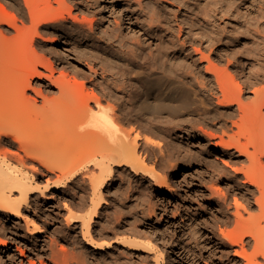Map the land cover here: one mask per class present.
Returning <instances> with one entry per match:
<instances>
[{"label": "bare ground", "instance_id": "obj_1", "mask_svg": "<svg viewBox=\"0 0 264 264\" xmlns=\"http://www.w3.org/2000/svg\"><path fill=\"white\" fill-rule=\"evenodd\" d=\"M23 1L30 13V24L19 19L23 22L20 24L17 16L0 3V215L22 219L31 233L38 232L43 226L30 213L37 215L43 211L36 191L46 194L44 189H66L69 183L88 180L91 191L89 195H83L81 191V202L75 199L79 194L76 188L75 193L66 190L69 202L64 203L68 211L64 218L68 225L80 223L82 237L93 250L110 249L113 243H118L127 245L134 254L139 251L143 261L147 257L142 252L150 251L156 264H161L166 253L149 230L151 227L142 230L144 233L126 231L131 234L120 238L121 235L116 234L117 239L106 240L102 237L107 235L94 233L93 224L106 205L103 188L113 180L116 168L126 167L136 174H144L156 185L164 187L166 193L171 190L169 175L149 167L144 154L157 152L155 148L158 149L161 142H156L153 135L165 124L167 132L178 129L181 133L208 138L210 147L229 159H232V149L238 152L237 157L246 158L241 160V166L233 167L236 173L245 175L246 183L255 187L251 191L254 201L247 199V203H243L239 197H234L236 228L224 233L223 230L221 234L232 245L240 247L234 249L236 262L244 259L245 264H264L259 260L260 255L264 257V64H257L251 56L256 53L254 47L257 44L251 36H261L264 29L262 26L251 27L252 21L245 17L247 8H243V3L238 0H108L106 9H112L115 23L97 30V24L88 16L93 14L88 7L81 8L83 18H80L77 13L73 14V5L68 0H58L64 8L57 12L52 9L50 0ZM101 5L98 6L100 9L103 8ZM260 14L264 19V8ZM69 17L73 21L71 27L67 22ZM221 20L235 25L237 34L230 42L245 53L243 58L229 52V42H225L218 27ZM127 21L128 28L134 32L131 37L122 32ZM262 24L264 26V22ZM1 25L9 26V38ZM47 27H58L85 40L82 46L86 50L82 48L84 54L80 57L86 60L88 72L79 68L70 74V68L64 65L62 72L56 74L58 68L54 60L38 51L37 38ZM4 37L6 40L2 41ZM61 59L66 63L64 57ZM203 62L204 70L200 66ZM222 62L226 65H221ZM237 63L239 70L231 71ZM135 66L141 71L134 76ZM246 66L250 68L249 75L245 72ZM254 67H257L256 74L252 73ZM168 71H174L178 76L168 77ZM201 72L211 78L203 80ZM36 77L39 86L34 85ZM250 90L253 96L247 97ZM30 91L34 94H29ZM185 116L189 118L181 122ZM198 121L205 125H196ZM178 137L182 134L178 133ZM171 149L167 153L172 158L177 148ZM159 153L165 154V151ZM223 161L226 165L231 164L228 159ZM30 163H37L48 172H57L58 178L54 183L46 179V185L41 186L34 177L41 169ZM80 175L81 180L78 179ZM225 197L226 194L221 192L220 199ZM75 200L80 204L74 203ZM255 206L257 211L254 212ZM227 218L230 221V216ZM3 224L0 219V230L5 232L7 228ZM131 227L136 225L132 223ZM61 231L65 234L63 229ZM247 237L254 240L251 251L245 245ZM49 239L55 243L50 240L48 243L57 246V240ZM0 246L3 250L9 246L1 235ZM56 246L52 247L54 251ZM60 249L50 252L57 264H92L89 253L87 256L80 254L83 250L79 248V251L75 248L77 252L73 251L72 255L64 246ZM19 250L25 257L24 249ZM29 257L32 258H25L29 260ZM32 261L29 260L30 264H34Z\"/></svg>", "mask_w": 264, "mask_h": 264}, {"label": "rangeland", "instance_id": "obj_2", "mask_svg": "<svg viewBox=\"0 0 264 264\" xmlns=\"http://www.w3.org/2000/svg\"><path fill=\"white\" fill-rule=\"evenodd\" d=\"M50 1H52L50 2V4H52V9L56 10V12L60 11V8H62L61 10H63L64 7L58 2V0H50ZM103 1L104 0H79L77 2L75 0H72V1L68 0V2L69 3L71 2L70 4L73 5V14L77 13L76 16L78 15L80 18L81 17L83 18L81 8L88 7L92 9L93 14L89 13L88 16L90 19H93L95 23L98 25V26L96 25L97 30H100L99 28L100 27L102 28L103 26H105L106 28L107 26L111 25L112 27L115 23L114 19L116 17L115 15L113 16L112 9L111 11L108 8L106 9V4L108 3V0L105 2ZM238 1L240 3H243L244 9L247 8L245 17L246 18L248 17L249 19H251L252 21L250 24L251 27L254 29H257L259 26H262L264 29V26L262 24V22H264V19L260 18V15H261L260 11L263 10L264 8V0H238ZM0 3L3 4L5 7H7V9L11 11L12 14H15L18 20L19 19L23 20V22L27 21V23L30 24L29 23L31 22L30 13H29L28 8L24 6L25 3L23 0H18V1L17 0L16 1L15 0H0ZM100 3H102L101 6L103 7L101 9L100 7H98ZM76 5H77V8H76ZM101 17H102V20H101ZM253 17L255 18L253 19ZM20 20H19V23L22 24L23 22H21ZM67 22L70 27L73 25V21L71 20L70 17L68 18ZM218 27L220 28V30L223 32L225 36V42L226 41L229 42V46H230L228 47L229 52L236 55L237 57L243 58L245 56V53H242L241 50L234 48V46L230 42V41H233L234 37L237 34V32L234 30L235 25L232 22H229V21L225 22L221 20L219 22ZM8 28H9L8 25H1V29L4 30L5 34L7 32L6 34L7 37L8 35L10 36ZM47 29L42 30L43 37L41 36L37 38L38 51L39 52L41 51L40 53L44 52L45 54L43 53V55L44 56L47 55L46 57L50 59L51 61L54 60L53 63L56 69L58 68L56 71V74L57 75L60 74V72H62V70L65 68L66 65L67 67L70 68L68 69L69 72H71L70 74H73V71L79 68H80L79 70L83 69L84 70L83 72H88L89 68L86 64V60L82 56L80 57V55L84 54L83 49L86 50V48L82 46L83 44H85V40L83 41L82 37H79V39H77L78 37H73L71 36V33L62 31L58 27L57 28L47 27ZM122 32L123 34L125 33V35L128 34L127 36L129 37L133 35L134 32L131 30V28H128V21L124 24V27L122 28ZM252 37L255 41H257V44H255V47H254L255 48L254 51L256 53H252L251 56L257 60V64L260 62H263L260 64L262 65L264 64V34H261V36H258V37L251 36V38ZM5 38L6 37H4L2 41H5L6 40ZM80 48L81 49L83 48V49L81 50ZM220 48L223 50L225 49V46H221ZM56 55H58L59 57ZM48 56L51 58H49ZM63 57L65 58V61L67 60L66 63L61 61L62 60L61 58ZM196 57L197 56H195V58ZM204 65H205V62L201 63L200 65L203 68V70H204ZM221 65L225 66L226 63L222 62ZM134 68H135L133 71L134 73L133 72L132 73L135 76V74L141 71V69H139L140 68L139 66H135ZM231 68H232L231 71H233L234 68H235L234 70L236 69L239 70L240 67H239V64L237 63L236 67H231ZM249 71H250V68L246 66L245 72L247 75H249ZM256 71H257V67H254L252 69V73L256 74L257 73ZM195 72L199 74L198 71H195ZM166 74L168 77L178 76L177 73L174 71H168ZM201 75H202V79L204 78L203 80L205 81L211 78L210 76L208 77L204 76L203 72H201L200 76ZM36 84H39V79L37 77L34 79V85L39 86ZM29 94H34V93L30 91ZM246 95L247 97L253 96L251 93V90L247 92ZM207 103L209 104V106L212 107V105L208 101ZM185 118H189V116H185L184 119H181L182 120L181 122H184ZM177 121L180 122V120H177ZM197 124L205 125L204 123H201L200 121H198L196 125ZM164 125L165 124H163L162 126L163 128H161V130L155 131L154 132L155 135H153L156 142L157 141L161 142L160 143L161 145L158 146V149L157 147L155 148L157 152H155L154 154L151 152L144 153V154H146L145 157L147 158V161H148L147 164H149V167H154V169H156V171L162 175H166V174L169 175V179H170L169 182L171 184L170 186L171 190L167 191L168 193H166V190L164 187H160L156 185L153 179L151 180L150 177L145 176L144 174L143 175L136 174L126 167L125 169L124 167L116 168L113 180H110L108 185L103 188V193H105L104 196L106 197L105 199L106 203L104 204L106 205H104L105 207L103 206V209L101 210L100 215L98 216L99 218H96L95 220L96 222L93 224L94 233L97 235H100L103 233V236L107 235V236L102 237V239L105 238L106 240L107 239L115 240L117 239V237H115L117 235H121V236H118V238H120L122 236H125L128 232L136 233V230L137 232L139 230V233H144L143 231H145V229H149L151 227L149 230L154 234V237L156 239L158 238L157 241L159 242L161 248L165 250V253H166V257L161 261V264H234L236 262V259L234 260V257H235L234 249H240V247L238 245H232L230 241H228V238L225 235H224L225 237H223L222 234L225 231L229 232L236 228V223L234 219L235 216L233 214L236 209V205L234 203V197H239L241 201H243V203H247V199L250 201H254L253 192L251 191H253L255 187L251 186L249 183H246L245 175L243 173H236L233 167V166H237V167L241 166V160L245 161L246 158L237 157L238 152L232 149L230 151V153L232 154V159L231 158L229 159L225 155L221 154L220 151L218 150L216 151L214 148H211L209 145L208 138L202 139L196 134L191 135L190 133L188 134L184 132L181 133L178 129L167 132V129ZM217 126H220V125L217 124ZM178 133L182 134V137H178ZM174 147L177 148V149H174L175 150L174 155L172 156V158L168 157V153H167L168 150L170 148H172L171 150H173ZM162 151H165V154L159 153ZM170 159H171V163L169 162ZM172 159L174 161H172ZM227 159L230 160V163L232 164V165L230 164L231 166L226 165L225 162L223 161ZM30 164H37V163H30ZM222 167L224 170H222ZM40 169L42 172L40 171V172L35 173L34 177L39 183H41V186L44 187L48 180H50L51 183H54L55 180L58 178L56 174L57 172L56 173L48 172L42 166L40 167ZM81 176L82 175H80L78 179L81 180L82 179ZM46 179L48 180L46 181ZM43 183L44 185H42ZM73 183H69L66 189L65 188H60L59 190L44 189L46 194H42V192L36 191L35 195H37V198L39 199L41 206H43L42 208L43 211L37 212L38 213L37 215L34 214V212H30V213H31V216L35 217L38 220V222L40 223L39 225L41 227L43 226L42 230L38 232L31 233L30 230L26 228L27 227L26 223H24L25 221L22 219L16 220L14 218H8L5 216L3 217V215H0V219L2 223H4L3 225L4 226L6 225L5 227L7 228L5 232L3 230H0V233H1L0 235L3 239L9 242V246L4 250L2 249L3 246H0L1 247L0 248L1 250L0 251V264H12V263L22 264L21 263L22 259H23L22 262H24L25 264H30L32 259H35V262L34 260L32 261L34 262V264L36 263L37 264H45V263L54 264L55 261L53 260V257L50 256L51 255L50 252L52 253L55 251L59 252V249L62 246H64L69 251L68 253H71L70 255L74 254L75 248L77 251L79 250L80 251L83 250L82 252L85 251L84 253L79 252L80 254H84L85 256H87L89 253L88 257L89 259L91 258L90 260L92 261V264H95V262L96 264H129V263L130 264H156L153 258L154 255L150 251L142 252V254L147 257V259H144L145 261H143V258L138 255L139 251L134 254V250L129 249L127 245L125 246V245H120L118 243H113L112 244L113 246H111L110 249H105L102 251L93 250V248L89 247L86 241H84L82 237L83 236V234L81 233L82 230L79 227L80 223L71 224V226L73 227L72 229V227L68 225L65 219L67 217L66 215L68 214L67 208L65 206L66 204L65 201L69 202L68 200H66V190L69 192L70 191L73 192V190H75L76 188L77 189L76 192L79 194L75 199H77L78 201L81 199V196H82L80 195L81 191H82V194L84 193L83 195H89L88 193H90L91 191L88 180L84 181L82 179L81 182L76 181ZM75 183L76 184L78 183V184L74 186ZM217 190L218 191L222 190L221 192L226 194V197H225L226 199L225 198L220 199L221 192L218 193ZM52 193L55 195V197ZM49 196H53V198ZM77 200H75L74 203H77V205H79L80 203L78 204ZM79 202H81V200ZM104 209L106 210L104 211ZM255 209H257V206L253 207L254 212L257 211ZM116 214L117 216L118 215L119 216L115 217ZM245 214L246 216H248L247 212H245ZM36 216H39V217H36ZM229 216L231 219H229L230 221H227L228 219L227 217ZM119 217H120V220L118 219ZM223 219L226 221H224ZM103 220L105 222L104 225H103ZM157 221H160V223L157 224L156 223ZM61 223H64V224H61ZM132 223H134L136 227L132 228L131 227ZM65 224L67 225V227ZM107 228L110 230H108ZM0 229H2V225L0 226ZM62 229L65 231V234L63 231H61ZM113 230L116 233H114ZM52 231L56 233L54 234ZM98 231L99 232L101 231V233H99ZM118 231H121V232H118ZM222 231L223 233L221 234ZM70 232L72 233V235ZM62 233L65 236H67V238L69 239H71L72 237L75 239L72 238L70 242L69 239L62 237L64 236ZM121 233L124 235H122ZM32 234H35L38 237L37 236L35 237V235L33 237ZM73 234L74 235L76 234V235L74 236ZM128 234H131V233H128ZM50 236L53 237V240L54 239L55 241L57 240V246L56 244H54L56 246L54 247L55 251L52 248L54 246L53 243L52 245L48 243L50 240L49 238H52ZM78 237H79V240H78ZM72 241L75 244L76 243L77 244L75 245ZM245 243H246L245 245L247 246V248H249V250L250 248L251 250H253L252 245H254V240H252L250 237H247ZM78 245H81V246L79 247ZM182 245H184L185 248H183ZM19 248L24 249L22 251H25L26 253L25 257L32 256V258L29 257L30 262L28 258H25L22 256V252L19 250ZM32 249L34 251H32ZM50 249H52V251ZM38 256H39V259L41 258L40 260L39 259L37 260ZM92 256L95 258H93ZM132 258L135 260H133ZM51 260L54 262H52ZM123 260L126 263H123L124 262ZM259 260L262 263H264V257H262V255L259 256ZM245 262L246 261L244 259H241L239 262H236L235 264H245Z\"/></svg>", "mask_w": 264, "mask_h": 264}]
</instances>
